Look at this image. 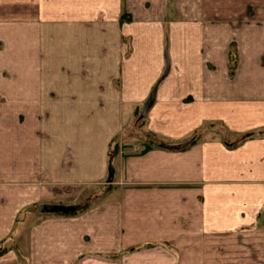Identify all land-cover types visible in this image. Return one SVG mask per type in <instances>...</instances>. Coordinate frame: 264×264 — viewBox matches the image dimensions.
<instances>
[{
	"label": "crops",
	"instance_id": "crops-1",
	"mask_svg": "<svg viewBox=\"0 0 264 264\" xmlns=\"http://www.w3.org/2000/svg\"><path fill=\"white\" fill-rule=\"evenodd\" d=\"M0 2H16V53L31 55L16 103L64 104L73 117L46 139L31 128L14 155L0 143V252L16 221L0 264H264V9L237 23L216 17V2L239 0ZM165 52L144 133L183 142L219 122L237 139L118 149ZM82 188L95 201L80 207ZM41 199L67 210H37Z\"/></svg>",
	"mask_w": 264,
	"mask_h": 264
},
{
	"label": "rangeland",
	"instance_id": "rangeland-1",
	"mask_svg": "<svg viewBox=\"0 0 264 264\" xmlns=\"http://www.w3.org/2000/svg\"><path fill=\"white\" fill-rule=\"evenodd\" d=\"M170 2H174V0H170ZM248 4H255V2H242V0H239V2H216L217 12L215 16L220 17L222 16L220 14H224L223 16H228L229 18H232L234 21H237V23H239L240 21H246V17H250L251 15H253L254 11H256L257 9H264V7H250L248 6ZM16 10V2H0V143L3 142V139H5V142L13 146L11 155L15 154V145L18 142L19 138L24 140L25 145L26 143L30 142L29 140H31L32 137L31 128H40V138L42 140L49 137V135L46 134V130L48 128L54 129L58 127H66V125L70 126L73 118L71 116V113L66 116L64 104L41 103L39 104V110L36 109L35 111H33L30 107H28V105L31 106L30 103H24L22 105L21 103H16L17 97L15 96V81L22 71L20 62L22 61L24 64H26V61H29L30 63L31 58L30 52L23 56L17 55L16 53L17 47L20 46L19 37L22 34L26 33V30L24 29L23 31L20 24L16 21ZM23 41H25V39ZM24 52H26L25 49ZM24 72L27 76H30L31 72L29 70L24 69ZM17 106L28 108H25L24 114H21L17 110ZM141 109L142 106L137 109L134 119H131L129 121H126V119L123 120L125 123L123 125L125 130L123 137H121L122 139L116 142L118 144L116 145L118 149L122 148V150L124 151L130 150L131 146L127 147L126 144H133L134 147H136V150L141 148L145 150L147 149V146H161V144L165 145L168 149H176L180 148L182 144H188L192 139H197L195 141V143H197L207 139L215 138L226 141H233L238 138L237 135H232L230 132H228L223 124L219 122H207L205 124H202L185 141L183 140V142H176L169 138L168 141H165V139H161L153 133H144L143 130L145 128L147 113L144 117L139 118ZM50 135L51 137H55L53 134ZM11 161V163H8V175L14 174L11 170L15 171L14 159H12ZM11 164L13 165L12 168L10 166ZM1 168L3 171V165L1 166ZM30 175L31 172L29 169L27 173L25 172V178L29 177ZM73 185L75 186V184ZM94 189L97 190V187L93 188L92 190ZM67 191L69 192V190ZM70 193L71 192H69V194ZM82 194L83 188L74 193L75 197L74 199L72 198L71 201H76L75 203H77L80 207L88 205V203L90 204V201H95L94 198H91V200L83 201V198H80ZM45 203L51 202H49L47 199H41L39 204L36 205L37 210L38 208H41ZM53 203L55 202L53 201ZM32 216L33 215L26 210L23 211V214H20L18 216L20 222L22 221V225L20 223L21 226L19 233H22L21 235L24 234V240H26L25 238L32 222ZM15 223L16 221L13 222L12 229L8 232V236L5 239L6 242L4 241L5 244L4 242L2 243L5 246L2 247L1 252H7L9 250L10 252L15 253ZM24 249V255L26 256L27 253L25 246Z\"/></svg>",
	"mask_w": 264,
	"mask_h": 264
},
{
	"label": "water",
	"instance_id": "water-1",
	"mask_svg": "<svg viewBox=\"0 0 264 264\" xmlns=\"http://www.w3.org/2000/svg\"><path fill=\"white\" fill-rule=\"evenodd\" d=\"M169 58L167 56V53L165 52V67L164 70L162 72V74L160 75V77L157 79V81L155 82V84L153 85L149 95L147 96L145 102L143 103L141 112L139 114V118H142L145 116V114L147 113V111L150 109V107L152 106L154 99H155V94H156V90L158 87V84L166 77V75L169 72ZM162 146H165L163 144H161ZM66 208L62 207V206H55V205H44L42 207V211H58V210H63L65 211ZM67 210V209H66Z\"/></svg>",
	"mask_w": 264,
	"mask_h": 264
},
{
	"label": "trees",
	"instance_id": "trees-1",
	"mask_svg": "<svg viewBox=\"0 0 264 264\" xmlns=\"http://www.w3.org/2000/svg\"><path fill=\"white\" fill-rule=\"evenodd\" d=\"M260 133V132H259ZM256 134V132H253L251 134H248L247 137H250V136H254ZM199 135V134H198ZM197 139H192L190 140V142L187 144V145H192L193 143H195ZM187 145H185L184 147H186ZM155 146H158V145H155ZM150 146H147V148H149Z\"/></svg>",
	"mask_w": 264,
	"mask_h": 264
}]
</instances>
